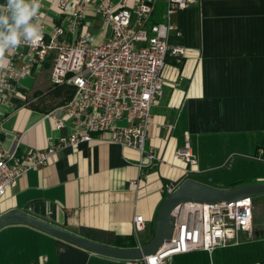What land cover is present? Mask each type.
I'll use <instances>...</instances> for the list:
<instances>
[{"label": "crops", "instance_id": "crops-1", "mask_svg": "<svg viewBox=\"0 0 264 264\" xmlns=\"http://www.w3.org/2000/svg\"><path fill=\"white\" fill-rule=\"evenodd\" d=\"M125 1L130 6L138 0ZM57 2L42 0L47 25L58 16ZM6 3L0 0V5ZM96 4L85 7L87 23L79 29L99 44L112 32ZM165 8L164 0H156L149 24L174 25L180 35L171 32L168 45L181 46L185 52L179 65L166 56L163 97L152 108L147 144L157 164L151 170L141 168L137 149L93 134L89 141L60 147L51 163L25 172L0 198V214L17 209L86 238L113 246L132 242L136 247L154 237L166 183L189 178L231 188L264 182V0H202L167 16ZM73 38L64 34L68 41ZM51 65L48 59L21 79L27 97L34 100V92L50 87ZM52 111L42 113L16 103L0 117L2 149L19 156L42 151L50 140L68 136L71 124L56 129ZM186 138L196 156L192 167L175 155ZM137 178L138 186H131L129 182ZM255 199L251 237L240 234L238 244L208 253L175 255L168 264H264V219L257 217L264 196ZM136 214L143 216L144 229L135 237ZM0 264L130 262L91 253L26 225H8L0 229Z\"/></svg>", "mask_w": 264, "mask_h": 264}, {"label": "built area", "instance_id": "built-area-1", "mask_svg": "<svg viewBox=\"0 0 264 264\" xmlns=\"http://www.w3.org/2000/svg\"><path fill=\"white\" fill-rule=\"evenodd\" d=\"M93 1H97L104 24L112 32L99 44L79 29L87 23L84 10ZM155 1L138 0L128 6L125 0L115 4L111 0H58V16L47 25L40 0L41 7L32 22L41 29V41L33 45L25 40L16 49H9L5 53L6 63L0 67V117L14 109L15 100L26 99L21 79L50 59V85L67 83L74 88L71 99L52 111L55 128L67 122L73 129L57 142L50 140L42 151L31 150L19 156L14 151L6 152L0 144V198L16 186L25 172L51 163L60 147L89 141L93 134L101 140L137 149L142 155L141 168L151 170L157 164L158 158L147 144V128L153 106L163 97L162 69L166 56L169 54L171 62L179 65L185 51L181 46L168 45L171 32L180 35L174 25L168 21L149 24ZM164 1L167 16L202 0ZM66 32L74 38L64 39ZM120 120L126 125H117ZM1 134L0 126V138ZM175 155L189 167L196 164L187 138ZM139 182L137 178L129 184L136 187ZM163 189L170 193L174 188L166 183ZM252 200L246 197L213 205L192 201L176 206L172 211V236L142 263L168 264L175 255L196 250L208 253L217 247L238 244L240 234L251 237ZM132 223L136 237L144 229L143 216L134 215Z\"/></svg>", "mask_w": 264, "mask_h": 264}, {"label": "water", "instance_id": "water-1", "mask_svg": "<svg viewBox=\"0 0 264 264\" xmlns=\"http://www.w3.org/2000/svg\"><path fill=\"white\" fill-rule=\"evenodd\" d=\"M172 192L165 193L163 202L158 208L153 239L142 246L117 247L92 240L52 224L24 211L11 209L0 214V229L8 225H26L45 232L67 243L85 249L91 253L128 261H138L153 254L170 239L174 230L173 209L185 202L201 204L232 203L244 198L264 196V182L240 184L231 188H217L193 179H180L172 182Z\"/></svg>", "mask_w": 264, "mask_h": 264}, {"label": "clouds", "instance_id": "clouds-1", "mask_svg": "<svg viewBox=\"0 0 264 264\" xmlns=\"http://www.w3.org/2000/svg\"><path fill=\"white\" fill-rule=\"evenodd\" d=\"M40 7V0H7L0 5V67L6 63L9 49H16L25 40L33 45L41 41V29L32 22Z\"/></svg>", "mask_w": 264, "mask_h": 264}, {"label": "trees", "instance_id": "trees-1", "mask_svg": "<svg viewBox=\"0 0 264 264\" xmlns=\"http://www.w3.org/2000/svg\"><path fill=\"white\" fill-rule=\"evenodd\" d=\"M24 91V90H23ZM74 93V88L70 85L62 84L58 86H51L47 88L44 93L34 92L32 100L30 97H26L24 101L16 100L17 105L26 104L30 108L41 111L42 113H49L55 108L65 104L69 101ZM90 239V238H89ZM93 240V239H92ZM117 247H134L132 242L126 243V245H115Z\"/></svg>", "mask_w": 264, "mask_h": 264}, {"label": "rangeland", "instance_id": "rangeland-1", "mask_svg": "<svg viewBox=\"0 0 264 264\" xmlns=\"http://www.w3.org/2000/svg\"><path fill=\"white\" fill-rule=\"evenodd\" d=\"M20 86H24V84H21V82H20ZM255 198L256 197H254L253 199L256 200ZM260 205H261L260 203H258V205H257V209H258L257 217L259 220H262V219H264V206H262V205L260 206Z\"/></svg>", "mask_w": 264, "mask_h": 264}]
</instances>
